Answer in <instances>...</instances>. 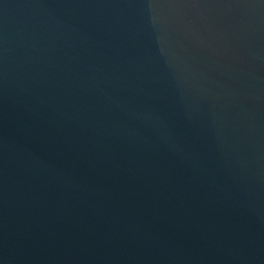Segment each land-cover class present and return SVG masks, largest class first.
<instances>
[{
	"label": "water",
	"instance_id": "95a60500",
	"mask_svg": "<svg viewBox=\"0 0 264 264\" xmlns=\"http://www.w3.org/2000/svg\"><path fill=\"white\" fill-rule=\"evenodd\" d=\"M0 264H264V0H0Z\"/></svg>",
	"mask_w": 264,
	"mask_h": 264
}]
</instances>
